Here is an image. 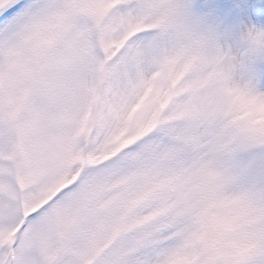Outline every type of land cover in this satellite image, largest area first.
Here are the masks:
<instances>
[{
	"label": "snow or ice",
	"instance_id": "1",
	"mask_svg": "<svg viewBox=\"0 0 264 264\" xmlns=\"http://www.w3.org/2000/svg\"><path fill=\"white\" fill-rule=\"evenodd\" d=\"M0 264H264V0H0Z\"/></svg>",
	"mask_w": 264,
	"mask_h": 264
}]
</instances>
